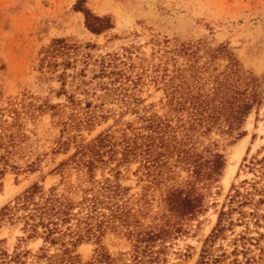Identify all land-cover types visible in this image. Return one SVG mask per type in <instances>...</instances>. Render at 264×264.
<instances>
[{
  "label": "trees",
  "instance_id": "16d2710c",
  "mask_svg": "<svg viewBox=\"0 0 264 264\" xmlns=\"http://www.w3.org/2000/svg\"><path fill=\"white\" fill-rule=\"evenodd\" d=\"M81 1L74 9L83 13L90 32L112 27L108 14L96 15L82 8ZM155 44L151 59L134 54L133 46L120 54L107 53L87 80L84 69L75 71L81 44L52 38L41 50L46 65L40 77L56 78V96L64 100L51 103L23 94L0 106V177L41 168L40 154L19 161L27 138L25 119L50 111L60 125L52 153L67 154L73 147L50 170L59 175L56 184L46 188L34 181L0 207V228L17 226L22 233L11 249L0 239V264H162L167 243L188 234L193 221L200 222L226 166V145L245 134L247 117L264 104V88L260 77L244 68L226 45L205 48L200 61L199 42L171 44L165 39ZM95 78L103 91L97 96L87 88ZM149 82L163 91L161 113L137 96ZM76 90L84 97L76 96ZM105 99L124 110L111 126L86 140L80 131L91 130L112 114ZM127 111L134 117L124 121ZM136 162L133 174L142 183L138 195L129 194L130 186L122 184ZM240 169L251 176L231 185L196 264H264V145L245 156ZM239 225L243 229L234 233ZM228 231L233 233L230 251L216 244ZM110 233L128 240V256L108 252L102 241ZM38 239L42 243L36 250L27 247ZM84 242L96 248L82 262L76 247Z\"/></svg>",
  "mask_w": 264,
  "mask_h": 264
},
{
  "label": "rangeland",
  "instance_id": "374dc122",
  "mask_svg": "<svg viewBox=\"0 0 264 264\" xmlns=\"http://www.w3.org/2000/svg\"><path fill=\"white\" fill-rule=\"evenodd\" d=\"M76 1L0 0V106H6L10 99L19 100L23 94L39 101L47 99L51 103L64 100L63 96H56L55 90L59 87L56 78L46 81L40 77V71L46 65L42 47L56 37L81 44L75 71L84 69L87 80L98 71L99 60L107 57V53L120 54L124 48L133 46L134 54L151 59L158 47L156 40L168 39L171 44L199 42L200 61L205 59V48L226 45L244 68L260 77L261 87L264 88V0H82V8L96 15L108 14L111 17L112 27L100 34L92 33L85 27L83 13L74 9ZM218 62L225 63V60L218 59ZM72 70L70 68L68 72L72 73ZM91 86L87 88L95 91V96L103 93L98 78ZM69 88L75 89V86ZM74 92L76 96L84 97L80 90ZM136 93L142 98V104H152L154 110L163 111L161 87L149 82ZM100 100L97 99L98 102ZM104 101L112 114L91 130L82 129L80 134L86 140L111 126L114 118L124 110L121 104ZM4 114L10 120L5 111ZM133 117L130 111L122 114L124 121ZM55 120L50 111L24 120L22 130L27 138L22 143L24 155L19 161L32 160L40 154L41 168L33 173L16 175L8 172L1 176L0 207L34 181L46 188L59 181V175L50 170L70 154L73 147L70 146L67 154L52 153L54 139L60 129ZM243 130L244 135L226 145V166L220 180L212 187L207 211L198 218L199 223L192 222L188 234L177 237L171 244L167 243L170 246L162 254V264H196L203 239L215 225L231 185L251 176V173L240 169V164L245 156L250 157L264 145V104L250 113ZM213 137L219 138L217 134ZM137 165V162L130 164L129 171L125 173L127 178L122 180L123 185L130 186L129 194L138 195L141 192L142 183H138L137 176L133 174ZM99 175L100 171H97ZM71 179L75 180V174ZM261 209L264 211V203ZM241 229L243 226L239 225L233 231L238 233ZM20 235L22 233L17 226L4 225L0 228V239H4L2 244L6 248L11 249ZM232 236L233 233L228 231L226 238L217 240L216 244L220 243L230 251ZM102 242L113 256H118L120 252H126V256L130 253V243L122 234H107ZM41 243V239L30 241L27 247L36 250ZM95 248V243L84 242L76 247V253L84 262L92 257Z\"/></svg>",
  "mask_w": 264,
  "mask_h": 264
}]
</instances>
